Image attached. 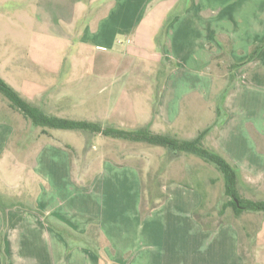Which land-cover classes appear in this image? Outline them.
<instances>
[{"label": "crops", "instance_id": "obj_1", "mask_svg": "<svg viewBox=\"0 0 264 264\" xmlns=\"http://www.w3.org/2000/svg\"><path fill=\"white\" fill-rule=\"evenodd\" d=\"M67 2L73 10L67 25L83 45L121 49L170 64L172 75L209 83L206 91H186L166 78L152 128L181 130L184 114L199 115L200 103L220 97L217 108L210 107L203 144L236 169L239 193L264 200V0ZM228 80L217 88V81ZM18 115L0 120V171L9 167L11 177L24 185L28 177L30 185L11 186L9 173H2L0 264H246L236 225L207 231L196 220L202 195L195 187L170 183L164 199L146 207L144 173L135 158L102 159L103 170L87 177L68 153L75 150L54 130L26 135L16 146L18 129L28 122ZM262 214L252 240L255 264H264Z\"/></svg>", "mask_w": 264, "mask_h": 264}, {"label": "rangeland", "instance_id": "obj_2", "mask_svg": "<svg viewBox=\"0 0 264 264\" xmlns=\"http://www.w3.org/2000/svg\"><path fill=\"white\" fill-rule=\"evenodd\" d=\"M71 17L73 10L67 0H0V77L24 99L59 118L100 122L128 131L147 128L180 140L195 139L206 129V121L213 118L210 107L216 109L221 103L220 97L216 101L212 96L208 98L210 102L200 103L199 115L184 114L185 127L181 130H169L165 126L153 129L152 121L166 78L174 88L186 91L194 86L206 91L208 82L204 81L205 85L189 75H172L170 64L135 59L121 49L111 51L97 48L95 44L83 45L67 25ZM223 84V81L216 82L218 88L219 85L227 87L230 81ZM193 100L189 98L184 109L189 110ZM18 113L0 94V120L16 121L20 118ZM18 130L16 146L24 142L26 135L48 136L52 132V129L34 127L30 121ZM52 134L75 150V154L70 149L68 153L73 155L77 167L88 170L87 177L103 170L102 159L120 162L135 158L144 173L146 207L163 200V189L170 183H185L203 190L207 193L203 213H213L209 220L216 223L227 220L236 225L242 236L246 264H255L252 240L263 214L246 212L236 219L229 209L220 217L218 212L228 198L223 175L212 164L195 155L89 132L54 130ZM1 169L0 194L6 186L2 173H9V178L13 175L9 167L7 171ZM11 179V186L30 185L28 177L25 185L20 178ZM240 191L241 197L248 199Z\"/></svg>", "mask_w": 264, "mask_h": 264}, {"label": "trees", "instance_id": "obj_3", "mask_svg": "<svg viewBox=\"0 0 264 264\" xmlns=\"http://www.w3.org/2000/svg\"><path fill=\"white\" fill-rule=\"evenodd\" d=\"M260 47H257L251 54L250 59L257 55ZM0 94L3 95L10 103L15 111L19 112L26 120L30 121L34 127L63 131H83L94 135H102L106 138L125 140L137 143H146L149 145L159 146L175 153H185L195 155L212 164L223 175L225 195L228 198L223 203L218 212L220 217L224 216L229 209L233 211L236 219H240L246 212L264 213V200H251L241 197L237 185L238 175L236 169L227 162L221 155L213 152L204 146L203 142L209 129L201 131L195 139L180 140L176 137L167 136L165 134L156 133L150 129L142 128L136 131H128L118 127L106 126L100 122L76 121L71 119H63L47 114L41 107L36 106L24 99L19 92L12 88L0 77ZM184 187L191 186L181 183ZM202 195V204L195 211L196 220L207 231L217 229L223 224H230V221L209 220L213 217V213L206 212L207 193L197 188ZM67 233V232H66ZM69 234V233H68ZM70 235V234H69Z\"/></svg>", "mask_w": 264, "mask_h": 264}]
</instances>
